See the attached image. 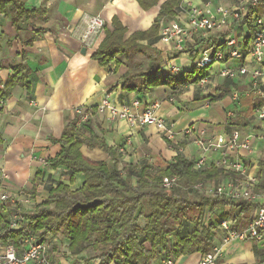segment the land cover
Returning a JSON list of instances; mask_svg holds the SVG:
<instances>
[{
    "label": "crops",
    "instance_id": "0c3cea01",
    "mask_svg": "<svg viewBox=\"0 0 264 264\" xmlns=\"http://www.w3.org/2000/svg\"><path fill=\"white\" fill-rule=\"evenodd\" d=\"M22 1L25 10L39 12L29 24H19L18 31L12 26L9 16L0 14V169L7 176L5 186L10 195L27 194L35 203H40L46 198L49 188H54L58 183L69 185L66 169L52 168L50 160L59 151L55 141L60 138L66 124L77 121L74 113L77 107H89L93 111L92 118L80 130L84 139L82 154L94 162L105 163L110 169L121 170L127 164L153 166L160 162L171 163L178 155L191 161L199 151L191 144V139L181 135L180 131L185 127L204 130L213 135L237 130L229 126L233 119L226 121L225 114L232 110L235 117L236 110L244 111L245 107L241 103L243 98L234 104L226 97L219 102H210L206 107L209 98L206 90L198 85L199 81L187 82L178 90L160 85L150 88L144 94L128 92L124 87L128 77L143 74L148 68H152V71L158 69L156 76H169L179 82L185 81V74L194 70L193 62L198 59L201 50L198 46L184 52L168 51L159 43V27L170 20L181 21L176 10L182 2L189 1L193 6H198L207 0H173L177 3L172 12L159 21L154 37L136 41V46L104 68L92 60V55L107 33L113 31L112 20L116 19L124 29L125 41L135 33L148 31L158 19L161 7L171 0H158L148 9L141 8L136 0ZM212 1L225 6L234 2ZM93 17L102 20L101 29L91 30L89 23ZM82 49H85V53H81ZM168 60L180 68L178 75L163 71L164 63ZM21 66L28 72L24 78L27 87L15 86L4 98L2 93L7 82L12 78L14 69ZM217 68L214 65L213 68L203 70V73L212 76ZM195 78L196 75L191 81ZM213 80L217 86L225 81L216 77ZM226 81L235 89L247 86L244 79ZM129 82L131 86L142 84V80L138 78ZM105 97L118 107L130 105L138 99V113L158 101L160 107L155 116L176 123L174 141L167 140L154 127L134 130L123 121L110 120L105 112L98 113L96 107ZM248 118L253 122L251 116ZM238 131L246 135L250 130ZM126 141V154H117L116 148ZM101 145L110 149L111 157L100 149ZM38 172L41 178L35 183V174ZM220 173L222 178L212 181L219 182L228 176ZM258 175L264 186V162L260 164ZM83 182V177L76 175L70 189L79 190ZM8 205L6 210L12 214L15 207L12 203ZM211 214L216 217L211 220L215 227L211 246L220 241L221 219L229 217L236 226L244 228L249 217V211L242 214L238 209L224 207ZM49 238L53 240L49 256L55 264L99 263L92 259L94 255L90 252L71 255L66 239L54 236ZM200 257V254H192L179 256L174 260L176 264H198ZM263 257L264 240L235 241L226 248L217 264H260ZM160 259L161 257L154 260L153 264H157Z\"/></svg>",
    "mask_w": 264,
    "mask_h": 264
},
{
    "label": "trees",
    "instance_id": "16d2710c",
    "mask_svg": "<svg viewBox=\"0 0 264 264\" xmlns=\"http://www.w3.org/2000/svg\"><path fill=\"white\" fill-rule=\"evenodd\" d=\"M136 1L141 8L148 9L158 0ZM176 3L173 0L166 2L148 31L135 33L125 41L124 29L113 19V31L107 33L92 60L102 68L107 67L136 46V41L154 37L159 21L172 12ZM38 12L25 10L22 0H0V14L9 16L16 31L19 24H29ZM206 43L202 41L198 45ZM211 44H215V40ZM158 71L148 68L143 74L128 77L124 87L128 92L137 94H144L160 85L178 90L187 82L197 83L204 77L203 71H200L191 81L193 70L185 74L186 82H179L169 76H156ZM27 73L22 66L14 69L2 96L5 98L15 86L27 87L24 83ZM137 78L142 80V84L131 86L129 81ZM231 85L225 80L217 86L213 96L208 97L209 102L229 97ZM241 103L245 110H236L229 126L244 131L259 130L246 114L252 113L256 102L243 99ZM79 128H76L75 121L66 124L60 138L55 141L59 151L50 160L52 168L66 169L69 185L58 183L49 188L42 202L34 203L32 209L21 212L22 225L18 230L10 229L11 213L0 206V245L12 246L19 251L24 237L33 232L39 234L42 240L51 236L66 239L69 242L68 251L73 256L90 250L94 255L92 259L98 260V264H153L160 257L161 261L165 257L202 256L208 252L215 227L211 221L203 224L206 207L210 213L220 207L238 209L242 214L251 209L243 202L232 203L217 197L207 199L201 195L197 201H192L188 191H193L194 185L221 179L222 173L217 170L195 173L191 170V162L179 155L171 163L160 162L153 166L127 164L121 170L110 169L103 162H94L81 153L84 139L80 130L84 126ZM100 149L111 157L110 149L104 145ZM76 175H81L84 182L79 190L72 191L70 185H73ZM164 177H177L178 184L166 190L160 185ZM40 178L39 172L36 173L34 182ZM140 219L144 221L143 227L138 226ZM184 228L192 230L185 232ZM261 262L264 264V257Z\"/></svg>",
    "mask_w": 264,
    "mask_h": 264
},
{
    "label": "built area",
    "instance_id": "2783aa9c",
    "mask_svg": "<svg viewBox=\"0 0 264 264\" xmlns=\"http://www.w3.org/2000/svg\"><path fill=\"white\" fill-rule=\"evenodd\" d=\"M176 13L181 16V21L170 20L161 24L159 43L172 52H184L199 46L201 52L193 62L194 70L203 71L214 65L218 66L212 76L206 73L198 82L206 90L208 97L213 96L217 87L214 77L229 81L244 79L247 81L245 88L231 87L230 101L237 104L242 98L253 99L257 105L252 111V120L259 130H250L246 135L238 130L213 135L192 127H185L180 131L184 138L191 139V144L199 151L190 161L193 172L217 170L228 175L219 182L197 183L193 186V191L207 199L217 197L251 206L244 228L236 226L229 217H224L219 222V243L211 246L198 263L217 264L231 243L264 240V186L258 175L260 164L264 162V0H234L230 6L215 4L212 0L193 6L185 1L179 5ZM89 25L91 30L101 29L103 22L99 17H93ZM214 40L215 44H211ZM202 41L207 43L198 45ZM170 60L164 63L163 71L176 76L180 73V68L172 65ZM205 105L208 107L210 102L207 101ZM139 107L138 99L130 105L118 107L105 97L96 109L98 113L105 112L110 120L123 121L134 130L154 127L173 142L176 123L155 116L160 103L154 101L141 113H138ZM74 113L77 116V128L87 123L93 115L92 108L82 106L75 108ZM233 118L232 110L226 112V121ZM127 145L126 141L118 146L117 154L125 155ZM6 178L3 169H0V206L9 203L14 205L9 227L18 230L22 225L19 207L32 209L35 202L27 194L10 195L5 186ZM177 183V177H164L160 185L171 190ZM38 235L29 232L19 251L12 246L0 245V264H55L49 256L53 240H42ZM159 264H176V261L165 257Z\"/></svg>",
    "mask_w": 264,
    "mask_h": 264
},
{
    "label": "rangeland",
    "instance_id": "374dc122",
    "mask_svg": "<svg viewBox=\"0 0 264 264\" xmlns=\"http://www.w3.org/2000/svg\"><path fill=\"white\" fill-rule=\"evenodd\" d=\"M197 73H198V71L197 70H195V72L193 73V75H197ZM224 100V99H223ZM235 109V108H234ZM249 117L251 116L252 117V113H246ZM254 123V122H253ZM254 124H256V123H254ZM77 128V127H76ZM80 128H78V130H79ZM81 135V134H80ZM83 146V145H82ZM82 148V147H81ZM81 153H82V151H81ZM178 184V183H177ZM188 194H189V196H190V198H191V200L192 201H197L199 198H200V194L199 193H196V192H193V191H188ZM2 207H9V205L7 204L6 206H2ZM24 211H26V209H21V212H24ZM146 214H147V211L145 212ZM212 218L213 219H216V217L214 216V214H211L210 212H209V210H208V208H205V210H204V216H203V219H202V221H203V224L205 225L206 224V221H208V220H212ZM138 226H140V227H143L144 226V221H143V219H140L139 220V222H138ZM184 230H185V232L186 231H190V230H192V228H189V230H188V228L186 229V228H184ZM86 252H90L92 255H93V253H92V251H90V250H88V251H86ZM169 256H171V254L169 255ZM255 264H257V262H255Z\"/></svg>",
    "mask_w": 264,
    "mask_h": 264
},
{
    "label": "water",
    "instance_id": "95a60500",
    "mask_svg": "<svg viewBox=\"0 0 264 264\" xmlns=\"http://www.w3.org/2000/svg\"><path fill=\"white\" fill-rule=\"evenodd\" d=\"M81 53H85V49H82Z\"/></svg>",
    "mask_w": 264,
    "mask_h": 264
}]
</instances>
